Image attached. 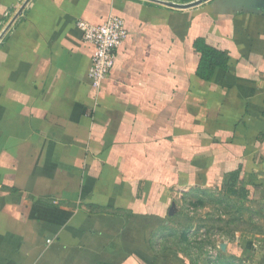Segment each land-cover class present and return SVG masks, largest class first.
I'll list each match as a JSON object with an SVG mask.
<instances>
[{
  "label": "crops",
  "instance_id": "crops-1",
  "mask_svg": "<svg viewBox=\"0 0 264 264\" xmlns=\"http://www.w3.org/2000/svg\"><path fill=\"white\" fill-rule=\"evenodd\" d=\"M19 1L0 0V264H189L157 246L176 191L236 176L235 198L264 196V13L28 0L15 18ZM110 15L127 36L96 91L76 23ZM200 39L228 57L209 80Z\"/></svg>",
  "mask_w": 264,
  "mask_h": 264
},
{
  "label": "rangeland",
  "instance_id": "rangeland-1",
  "mask_svg": "<svg viewBox=\"0 0 264 264\" xmlns=\"http://www.w3.org/2000/svg\"><path fill=\"white\" fill-rule=\"evenodd\" d=\"M242 238L252 244L248 261L242 258L246 255L225 254L228 243ZM263 242L264 196L242 201L226 195L223 189L189 187L175 192L157 246L183 253L189 264H262Z\"/></svg>",
  "mask_w": 264,
  "mask_h": 264
},
{
  "label": "built area",
  "instance_id": "built-area-1",
  "mask_svg": "<svg viewBox=\"0 0 264 264\" xmlns=\"http://www.w3.org/2000/svg\"><path fill=\"white\" fill-rule=\"evenodd\" d=\"M28 2V0L19 1V4L15 7V18L22 15ZM12 20L6 25L7 27L3 33L10 27ZM76 26L81 32L83 43L94 47L88 78L93 89L97 91L110 74L114 64L115 53L127 36L124 21L110 15L104 23L98 26H93L83 21H77ZM1 36L0 34V38Z\"/></svg>",
  "mask_w": 264,
  "mask_h": 264
},
{
  "label": "trees",
  "instance_id": "trees-1",
  "mask_svg": "<svg viewBox=\"0 0 264 264\" xmlns=\"http://www.w3.org/2000/svg\"><path fill=\"white\" fill-rule=\"evenodd\" d=\"M194 48L195 51L200 54V62L196 74L201 79L209 80L212 77L215 68L227 69L228 57L224 53L205 45L201 39L194 42ZM236 181V176H232L225 189L226 195L237 197V189L235 185L238 182ZM240 200H248L245 190L242 191Z\"/></svg>",
  "mask_w": 264,
  "mask_h": 264
},
{
  "label": "water",
  "instance_id": "water-1",
  "mask_svg": "<svg viewBox=\"0 0 264 264\" xmlns=\"http://www.w3.org/2000/svg\"><path fill=\"white\" fill-rule=\"evenodd\" d=\"M151 1L158 2L173 9H188L201 5L203 2H207L209 0H196L187 4L165 3L157 0ZM217 3L223 10L253 14L264 13V0H219Z\"/></svg>",
  "mask_w": 264,
  "mask_h": 264
}]
</instances>
